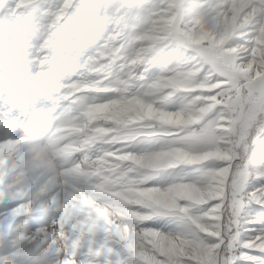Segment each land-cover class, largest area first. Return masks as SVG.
I'll return each mask as SVG.
<instances>
[{"label": "snow or ice", "instance_id": "6c2138e0", "mask_svg": "<svg viewBox=\"0 0 264 264\" xmlns=\"http://www.w3.org/2000/svg\"><path fill=\"white\" fill-rule=\"evenodd\" d=\"M0 264H264V0H0Z\"/></svg>", "mask_w": 264, "mask_h": 264}, {"label": "rangeland", "instance_id": "374dc122", "mask_svg": "<svg viewBox=\"0 0 264 264\" xmlns=\"http://www.w3.org/2000/svg\"><path fill=\"white\" fill-rule=\"evenodd\" d=\"M65 28H66V26H65ZM65 28H61L56 34L57 35V39H56V50L57 51H59L60 48L64 47L63 41L67 40L68 34L65 33Z\"/></svg>", "mask_w": 264, "mask_h": 264}]
</instances>
